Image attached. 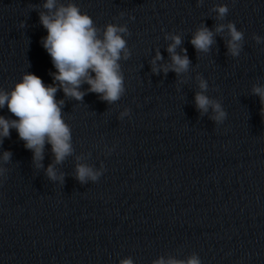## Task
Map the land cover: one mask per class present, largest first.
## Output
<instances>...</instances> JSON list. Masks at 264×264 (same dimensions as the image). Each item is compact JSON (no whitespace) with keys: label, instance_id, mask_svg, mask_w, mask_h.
Here are the masks:
<instances>
[{"label":"clouds","instance_id":"clouds-1","mask_svg":"<svg viewBox=\"0 0 264 264\" xmlns=\"http://www.w3.org/2000/svg\"><path fill=\"white\" fill-rule=\"evenodd\" d=\"M204 0H197V6H202ZM43 10L39 11V20L47 30V36L42 39L44 49L50 55L56 72L50 73L53 83L45 85L35 74L25 73L22 79L15 83L11 91L0 88V109L7 106L16 119L0 115V146L5 138L15 129L19 139L24 141V147L32 152V164L36 169L44 168L45 146L50 145L52 163L45 169V175L50 181L64 184L65 173L57 169L70 156H75V179L85 185L98 182L103 175V163L99 169L83 163V155H75L72 128L63 116L65 100L56 99L58 91L64 96L78 102H83L88 93L97 94L101 101L112 105L118 102L126 92L125 78L121 61L130 59L132 52L125 37L131 33L126 24L108 23L103 28L97 27L93 19L81 8L68 0H45ZM215 13L214 24L209 29L203 23L192 33L190 43L197 55L208 54L216 43L215 37L226 33L225 46L227 55L239 57L243 50L244 33L238 30L234 22L224 23L229 7L227 4H216L211 9ZM124 13H121L122 17ZM25 25L22 23L21 27ZM165 40L171 41L166 48L170 62L163 63L164 57L159 48L151 60V70L155 75L161 72L165 76L171 71L177 76L180 84L187 82V74L192 70V62L187 49L177 48L182 44L180 34L165 33ZM257 44L264 42L258 35H253ZM161 62V63H158ZM198 91L195 93V107L200 116L208 115L215 125L223 124L227 112L221 101L209 96V83L199 73L195 77ZM87 84L88 88L82 89ZM251 94L258 96L261 104V116L264 117V85L253 84ZM131 110L125 108L119 113L118 119L123 120L130 115ZM114 148H108L110 154ZM90 155V153H89ZM12 152L5 150L0 153V185L7 178L9 171L4 165L11 162ZM119 264H134L132 257H126ZM152 264H202L198 254L193 252L186 259L174 256H160Z\"/></svg>","mask_w":264,"mask_h":264}]
</instances>
